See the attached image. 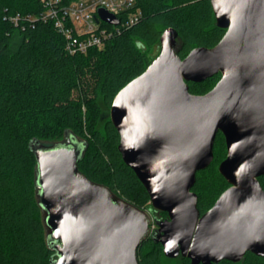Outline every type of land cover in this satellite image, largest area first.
I'll use <instances>...</instances> for the list:
<instances>
[{"label": "water", "instance_id": "1", "mask_svg": "<svg viewBox=\"0 0 264 264\" xmlns=\"http://www.w3.org/2000/svg\"><path fill=\"white\" fill-rule=\"evenodd\" d=\"M210 4L217 27L225 30L222 40L182 59L178 32L166 29L158 57L110 109L123 162L151 207L167 214L153 235L146 210L79 170L85 141L66 131L57 143H29L51 264H140L148 237L162 245L166 258L181 256L191 264L238 263L247 253L264 259V0ZM99 17L120 23L104 9ZM217 74L210 92L190 93L189 83ZM218 133L227 147L219 173L230 187L201 215L192 189L197 173L214 160Z\"/></svg>", "mask_w": 264, "mask_h": 264}, {"label": "trees", "instance_id": "2", "mask_svg": "<svg viewBox=\"0 0 264 264\" xmlns=\"http://www.w3.org/2000/svg\"><path fill=\"white\" fill-rule=\"evenodd\" d=\"M135 8L141 18L132 27L116 32L102 48L69 55L65 38L52 22L26 20L44 11L39 0H0V264H51L54 256L46 243L34 187L36 159L29 148L34 139L53 144L71 131L88 145L78 163L84 175L140 209L150 202L118 151L120 137L110 118L113 100L158 57L166 29L178 32L177 53L182 59L195 48L215 47L225 30L217 27L210 0H136ZM17 15L21 19L15 25L10 18ZM220 78L217 74L202 83H189L190 93L204 95L206 85H216ZM73 89L76 98L70 95ZM219 136L223 134L218 133L216 141ZM216 141L214 160L197 173L192 189L201 215L230 187L218 168L219 180L226 186L218 197L204 206L197 190L202 176L216 166ZM263 179L259 181L264 189ZM159 213L161 220L167 218ZM138 257L140 264H191L181 256L166 258L152 237L143 242ZM219 264H264V259L247 253L238 263Z\"/></svg>", "mask_w": 264, "mask_h": 264}, {"label": "built area", "instance_id": "3", "mask_svg": "<svg viewBox=\"0 0 264 264\" xmlns=\"http://www.w3.org/2000/svg\"><path fill=\"white\" fill-rule=\"evenodd\" d=\"M44 11L40 16H27L26 20L52 22L65 38V50L69 55H86L93 48H102L105 42L123 28L136 24L141 13L136 0H76L63 4L62 0H39ZM104 9L119 19V25H110L99 17ZM20 15L10 20L18 25Z\"/></svg>", "mask_w": 264, "mask_h": 264}, {"label": "rangeland", "instance_id": "4", "mask_svg": "<svg viewBox=\"0 0 264 264\" xmlns=\"http://www.w3.org/2000/svg\"><path fill=\"white\" fill-rule=\"evenodd\" d=\"M215 83H209L206 85V88L203 92H210L214 87ZM206 93V94H207ZM71 97L76 98L78 96V92L73 89L70 93ZM83 113H86V108L83 107ZM216 155V166L213 167L210 171L206 172L201 178V184L198 187V192L201 193L204 206H209L211 202H213L219 195V192L226 188V186L221 184L219 180L218 168L223 160L226 159L227 150L225 146V140L223 136H219L216 141L215 148ZM262 184H264V179L262 180ZM151 203L144 205L142 209L146 210L151 218V227H150V235H153L155 230L158 228L157 222H161V215L158 211L154 210L152 207L146 209L148 205Z\"/></svg>", "mask_w": 264, "mask_h": 264}]
</instances>
